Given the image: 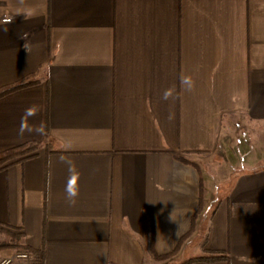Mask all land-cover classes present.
<instances>
[{
    "label": "crops",
    "instance_id": "0c3cea01",
    "mask_svg": "<svg viewBox=\"0 0 264 264\" xmlns=\"http://www.w3.org/2000/svg\"><path fill=\"white\" fill-rule=\"evenodd\" d=\"M29 81L0 96V153L38 143L0 168V229L43 264H163L145 256L144 212L165 254L200 200L174 258L264 264V164L215 207L204 169L264 142V0H0V88Z\"/></svg>",
    "mask_w": 264,
    "mask_h": 264
},
{
    "label": "trees",
    "instance_id": "16d2710c",
    "mask_svg": "<svg viewBox=\"0 0 264 264\" xmlns=\"http://www.w3.org/2000/svg\"><path fill=\"white\" fill-rule=\"evenodd\" d=\"M34 81H29L26 83H15L3 88H0V96H3L9 92H12L16 89H19L23 86H26L28 84L33 83ZM38 149V143L34 141H29L22 143L20 145L11 147L9 149L4 150L0 153V168L4 167L5 165L9 164L8 162L12 159H24L28 158L32 155H34L35 151ZM179 159L182 162H189L184 158ZM202 186L200 185V192H201ZM201 198V196H200ZM201 208V200L197 207L196 214L194 215V218L191 221V228L189 232H187L183 237H181L174 247V249L168 253L165 254H157L153 247L154 242V222L152 219V216L149 214L148 211L144 212V225H145V237H144V253L146 257H149L153 260L162 261L163 264H190L192 262L197 261H218V260H225L227 259V254L224 252L219 251H203L202 254L192 256L189 258H185L179 261H176L173 259L174 254L176 253L177 249L179 248V245L184 240V238L191 233V230L194 227L195 223V217L197 215V212H199V209ZM0 233L4 234L7 237V240L0 241V248H13L16 250V253H26L28 255V264H43L42 260V252L40 250H35L28 246L25 241L23 234L20 232H13L9 230H3L0 229Z\"/></svg>",
    "mask_w": 264,
    "mask_h": 264
},
{
    "label": "rangeland",
    "instance_id": "374dc122",
    "mask_svg": "<svg viewBox=\"0 0 264 264\" xmlns=\"http://www.w3.org/2000/svg\"><path fill=\"white\" fill-rule=\"evenodd\" d=\"M251 143L248 142L247 144V146H250V150L246 148L243 149L242 146H239V148L235 149V142L232 141L231 147H228L227 149L229 150L223 152L221 159H214L210 162V164H206V162L208 163L209 160L204 162V169L208 175H210V186L212 187L211 192L213 193L214 207L217 206V202H221V204L224 203V194L228 188L229 182H231L233 176L239 169L264 164V158L258 160L252 157V154H254L256 151H261L264 149L263 139H261L260 142ZM243 151H245V153H243ZM2 240H7V237L0 233V241ZM204 240H206V237ZM173 259H175L174 256Z\"/></svg>",
    "mask_w": 264,
    "mask_h": 264
},
{
    "label": "clouds",
    "instance_id": "9594fccd",
    "mask_svg": "<svg viewBox=\"0 0 264 264\" xmlns=\"http://www.w3.org/2000/svg\"><path fill=\"white\" fill-rule=\"evenodd\" d=\"M26 114L29 116L33 115L34 109H32V108L26 109ZM21 130L22 131L26 130L24 128L23 118H22V122H21ZM27 130H31V129H27ZM69 171H70V176H69L68 182L65 185V192H66L67 198L69 199V202L75 203V198L77 197L78 192H79V188H78V184H77L78 173L74 172V170L71 167H70Z\"/></svg>",
    "mask_w": 264,
    "mask_h": 264
},
{
    "label": "built area",
    "instance_id": "2783aa9c",
    "mask_svg": "<svg viewBox=\"0 0 264 264\" xmlns=\"http://www.w3.org/2000/svg\"><path fill=\"white\" fill-rule=\"evenodd\" d=\"M22 259L28 264V255L26 253H17L13 258H4L0 261V264H10L14 259Z\"/></svg>",
    "mask_w": 264,
    "mask_h": 264
}]
</instances>
